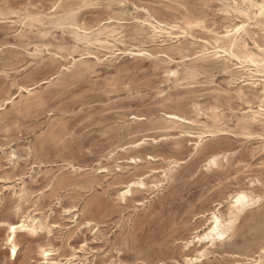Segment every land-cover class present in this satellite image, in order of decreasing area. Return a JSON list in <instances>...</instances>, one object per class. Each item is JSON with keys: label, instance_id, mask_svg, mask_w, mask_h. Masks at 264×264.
<instances>
[{"label": "rangeland", "instance_id": "obj_1", "mask_svg": "<svg viewBox=\"0 0 264 264\" xmlns=\"http://www.w3.org/2000/svg\"><path fill=\"white\" fill-rule=\"evenodd\" d=\"M257 13L243 0H0V264L264 261V92L236 61L202 54L211 32L244 22L239 56L260 54ZM155 20L193 28L163 45ZM239 190L259 202L226 240L187 247ZM25 217L41 227L17 233L11 260L4 223Z\"/></svg>", "mask_w": 264, "mask_h": 264}, {"label": "bare ground", "instance_id": "obj_2", "mask_svg": "<svg viewBox=\"0 0 264 264\" xmlns=\"http://www.w3.org/2000/svg\"><path fill=\"white\" fill-rule=\"evenodd\" d=\"M245 3H249L250 6L252 8H256L258 10V13L255 15V17H264V2L261 3H254L252 0H243ZM135 7V6H134ZM106 23V22H105ZM117 23V22H116ZM241 25H243V27H241ZM150 28L153 30L154 35L157 38L160 39H164L162 41V43H164L163 45H165L166 42L168 41H174L175 39H179V37L181 36H185L188 34L189 31L192 30L193 26L191 23H186L185 27H179L176 25H168L165 24L163 22L157 21L155 20L154 23H149ZM72 28V27H71ZM240 29V31H237V29ZM89 33V32H88ZM88 33H85V35H88ZM211 34H213L214 37V42L217 45L214 49L215 52L211 53L209 51V48H207V45H211V43H209V41H205V50L202 52L203 56H211L214 57L216 59H221V60H225V61H236L237 63L235 64L236 70H239L241 72L244 73L245 77L247 79H245L243 82L247 83V85L249 86V88H261L262 91L264 92V46H259V45H255L257 50L259 51L260 54H256V53H252V52H247L245 53L243 56H239L238 54V50L240 49V47H244L245 49H247L248 44L245 42V37H248L250 35V31L248 28V25L246 22L240 24V25H234V26H228L225 27L224 32L219 33V32H211ZM98 35H102L101 32H99ZM118 36L116 31H110L108 33L107 38H112L115 39ZM10 37V36H9ZM117 40V39H116ZM107 41H109V39H107ZM107 44H109L108 42H106ZM222 44V45H221ZM46 50V49H45ZM106 51V50H105ZM27 53V52H26ZM29 54V53H28ZM120 54V53H119ZM144 54V52H143ZM222 54L224 56H222ZM145 55V54H144ZM56 56V55H55ZM140 56V54H139ZM94 57V56H93ZM109 57V56H108ZM114 57V56H113ZM124 57V56H123ZM142 57V54H141ZM87 58V57H86ZM96 58V57H95ZM73 59V58H72ZM106 59V58H104ZM81 60V59H79ZM64 61V60H63ZM102 61V60H101ZM100 62V61H99ZM73 67V65H72ZM3 72V71H1ZM2 75V73H0ZM57 77V76H56ZM55 77V78H56ZM59 77V76H58ZM54 79V78H53ZM52 79V80H53ZM45 82V81H44ZM48 83V82H47ZM50 83V82H49ZM41 85V84H39ZM24 87V86H23ZM8 104V103H7ZM6 107V106H5ZM169 115V119L171 120H185L182 116H180L177 113H170ZM166 116V115H165ZM167 118V117H166ZM186 122V121H184ZM191 138V137H190ZM195 138V137H194ZM199 139V138H198ZM165 140V139H164ZM169 140V139H168ZM148 141V140H147ZM203 142V141H202ZM155 143V142H154ZM201 144V143H200ZM191 145V144H190ZM196 150V149H195ZM109 152V151H108ZM4 153V152H3ZM220 155L219 154H212L209 159H208V165L209 166H216L218 164V161L220 159ZM6 159V158H5ZM134 161H136L134 159ZM138 162V161H137ZM132 163V162H131ZM134 164V163H133ZM176 167V166H175ZM64 171V170H63ZM72 171V170H71ZM174 171V170H173ZM62 172V171H61ZM145 172V171H144ZM147 172V171H146ZM50 173V172H49ZM60 173V172H59ZM163 173V172H162ZM65 174V173H64ZM69 175V174H68ZM102 175V174H101ZM153 175V174H152ZM51 176V175H50ZM91 176V175H90ZM54 177V176H52ZM66 177V176H64ZM103 177V176H102ZM118 177V176H117ZM132 177V176H131ZM149 177V176H148ZM61 178V177H60ZM70 178V177H69ZM68 178V179H69ZM80 178V177H79ZM78 177L76 179H79ZM82 178V177H81ZM97 178V177H95ZM100 178V176H99ZM120 178V177H119ZM130 178V177H128ZM62 179V178H61ZM67 179V180H68ZM73 179V178H72ZM88 179V178H87ZM86 179V180H87ZM49 180V179H48ZM65 180V179H64ZM66 180V181H67ZM70 180V179H69ZM91 180V179H90ZM94 180V179H93ZM115 180V179H114ZM125 180V179H124ZM137 180V179H136ZM61 181V180H60ZM72 181V180H71ZM89 181V180H87ZM117 181V179H116ZM93 182V181H92ZM113 183L115 181H112ZM62 183L63 182L62 180ZM122 183V182H121ZM66 184V183H65ZM70 184V183H69ZM79 184V183H78ZM86 184H89L88 182ZM92 184V183H90ZM89 184V185H90ZM71 185V184H70ZM69 185V186H70ZM75 185V184H74ZM83 185V184H81ZM88 185V186H89ZM62 186V184H61ZM60 186V187H61ZM80 186V185H79ZM84 186V185H83ZM82 186V189H83ZM92 186V185H91ZM64 187H61V189ZM91 188V187H90ZM93 188V187H92ZM140 188H146V183L143 182V180H139V182H130L128 184H126L123 188V190H121L119 192V200L121 202H126L128 197L132 196L133 192L135 189ZM156 187L154 186V189ZM60 189V190H61ZM66 189V188H65ZM87 189V188H85ZM106 189V188H105ZM104 190V189H103ZM156 190V189H155ZM103 192V191H102ZM96 193V192H95ZM94 193V194H95ZM98 193V192H97ZM105 193V192H104ZM84 194V193H83ZM103 194V193H101ZM1 195V193H0ZM80 195V194H79ZM97 195V194H96ZM147 195V194H146ZM240 195H244L245 197H247V206H243V205H237L236 204V198L239 197ZM95 197V195H94ZM106 198V197H105ZM32 199V198H31ZM95 200V199H92ZM95 202V201H94ZM136 202V201H135ZM259 202V200H255L254 197H252L248 192L243 191V190H239L237 191L232 197H231V202H230V206H229V216L228 218H226L221 212L220 209H216L215 211L210 213V217H209V226L208 228L202 233V232H197L195 237L193 238V240H191L190 242L188 241L187 247H190L191 245L195 244V241L197 242H204L205 244L208 243L211 246H214L217 242H223L226 240L228 234L231 232L234 224L239 220L240 216L247 211V209H249L250 207L254 206L255 204H257ZM141 203V202H140ZM27 205V204H26ZM90 205V204H89ZM118 205V204H117ZM116 205V206H117ZM138 205V204H137ZM34 206V205H32ZM122 206V205H121ZM221 204L218 205V207H220ZM91 207V206H90ZM92 208V207H91ZM125 210V208H124ZM66 211H71V210H66ZM83 211V210H82ZM87 211V210H86ZM91 211V209H90ZM81 212V211H80ZM85 212V211H84ZM113 212V211H112ZM76 214V213H74ZM85 216V214H84ZM29 218H23V220L19 223H12V222H5L4 225L7 227L8 229V244L11 247V252H10V258L11 260H16L17 256H18V252H19V248L18 245L16 244V240H17V233L19 231H24V232H30V233H34L38 228L41 227V223L37 220V219H29ZM114 220V219H113ZM130 221V220H129ZM217 221H219V224H217ZM109 222V221H108ZM132 222V221H130ZM229 222H231L230 227H226L229 225ZM133 223V222H132ZM121 224V223H120ZM87 227H91L92 226V222H87L85 224ZM112 226V225H110ZM118 226V225H117ZM187 226V225H186ZM12 228H16L15 232H12ZM82 228V227H81ZM79 229V228H78ZM97 229V228H96ZM95 229V230H96ZM213 229H216V231L214 232ZM203 231V230H202ZM131 235V234H130ZM223 235V239H219V237ZM205 237H207V239H205ZM91 240V239H90ZM82 244V243H81ZM184 244V243H183ZM199 245V244H198ZM69 246V245H68ZM96 247V246H95ZM102 247V246H101ZM100 247V248H101ZM103 248V247H102ZM106 248V247H105ZM204 251V250H203ZM47 252L48 255L45 256L44 253ZM71 254V253H70ZM200 257L203 256V253H200ZM262 254H264V250L262 252ZM40 255L46 259V263L49 262L48 257L50 256V252L45 248V247H40ZM237 256V255H236ZM74 258L75 255H72L69 258H66V263L65 264H73L74 263ZM195 258V257H194ZM198 258H189V256L186 257V261L187 262H193L196 261ZM247 259V258H246ZM113 260V259H112ZM252 260V258H251ZM218 261V260H217ZM263 258L261 257L259 260H256L254 263L255 264H262ZM208 263V262H207ZM55 264H64L61 262H57ZM237 264V263H236Z\"/></svg>", "mask_w": 264, "mask_h": 264}, {"label": "snow or ice", "instance_id": "obj_3", "mask_svg": "<svg viewBox=\"0 0 264 264\" xmlns=\"http://www.w3.org/2000/svg\"><path fill=\"white\" fill-rule=\"evenodd\" d=\"M241 27H243V25H241ZM237 31H240V29L238 28ZM173 75H174V73H173ZM102 171H106V169H102ZM247 203H248L247 197H245L244 195H240L239 197L236 198V204L237 205L247 206ZM217 224H219V221H217ZM230 225H231V222H229V225L226 227H230ZM15 231H16V228H12V232H15ZM213 231L215 232L216 229H213ZM223 238H224L223 235H221L219 237V239H223ZM205 239H207V237H205ZM44 255L47 256L48 253L45 252Z\"/></svg>", "mask_w": 264, "mask_h": 264}]
</instances>
